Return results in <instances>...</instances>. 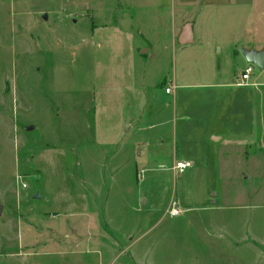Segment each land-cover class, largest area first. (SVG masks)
<instances>
[{
    "label": "rangeland",
    "instance_id": "rangeland-1",
    "mask_svg": "<svg viewBox=\"0 0 264 264\" xmlns=\"http://www.w3.org/2000/svg\"><path fill=\"white\" fill-rule=\"evenodd\" d=\"M171 3L0 0V264H264V68L223 48L258 9L180 56Z\"/></svg>",
    "mask_w": 264,
    "mask_h": 264
},
{
    "label": "crops",
    "instance_id": "crops-1",
    "mask_svg": "<svg viewBox=\"0 0 264 264\" xmlns=\"http://www.w3.org/2000/svg\"><path fill=\"white\" fill-rule=\"evenodd\" d=\"M241 2L246 5L247 9L249 7L250 11L252 9H254V10L258 9V13L255 16V23H259V22H261V20L264 19V0H245V1L244 0H172V3L169 7L171 18H170V22H169L170 32H169L168 40L173 45L174 50H175L176 45H178L179 47H181L178 55L183 56L185 54V52L187 51V50H185V47H191L192 48V47H199L200 46L202 48V51L205 54L213 57V54H214L213 48L217 44H219L220 42L218 41L217 37L215 36L216 34L213 32V30L211 29L213 33L211 32V30H209V27L213 26L214 22L208 23L207 18L204 16V12H210V11L217 10V9L225 10V11H232L233 9L242 10V7L244 5ZM257 2H258L257 5H259V7H257V5H256ZM260 6H262V10H261ZM255 23H251V25L248 26V23H246V25H244L243 22L241 21L240 25L238 27L239 29L237 28V30H239V31H237V32L231 31V36H229L228 43H226L225 46H223L224 53L226 55H228L230 57L234 54V48H235L234 44H241L244 48L255 49L254 46L247 45L250 43V40H251L250 39L251 29H253V31H255V28L253 26ZM247 27H248V29H247ZM186 29H187V32L189 33L190 41L186 44H182V43H180V39L182 38V36L186 32ZM240 33H241V35H240ZM235 34H236V38L234 39L233 42H231V39ZM238 35H240L239 38H237ZM207 37H210V38H207ZM157 39H158V35L156 36V40ZM209 45L212 46V50H210L208 48ZM223 48L221 45L219 50L221 51ZM141 49H142V47H137L136 50L142 54H145L149 51V47L142 50V51H141ZM174 50H173V52H174ZM175 52H176V50H175ZM128 53H130V52H128ZM240 57L243 61V65L245 68L246 63L244 62L241 54H240ZM211 68H212L211 74L213 76L225 74V70L223 67H221L222 68L221 73H220L219 67L212 65ZM244 68L241 69L240 79H241V74H242ZM209 73H210V70H209ZM230 84L232 85V83H230ZM173 85H171V86H173ZM175 87H176V85H174L173 90L175 89ZM173 90H172V92H173ZM172 92L166 93V91L164 89V93H166V94H171ZM201 122H202V120L200 121V123ZM135 123L137 124V121H132L131 117H130V119H127L124 122V124L122 125L123 127L121 128V130L119 132V136H120V134L125 132L124 130L126 128L128 129V130L126 129L128 132L130 130L131 126H133ZM216 124H218V123H215V122L211 123L210 122V127H209L207 134H206V136H208V139L212 142H219L223 138V135H221L218 132L219 127ZM143 129H144V127H136V130H143ZM137 143L138 142L133 143V146H132L133 149L136 148ZM138 153L140 155L141 150H138ZM177 161H187L191 164V162L189 160L179 159Z\"/></svg>",
    "mask_w": 264,
    "mask_h": 264
},
{
    "label": "water",
    "instance_id": "water-1",
    "mask_svg": "<svg viewBox=\"0 0 264 264\" xmlns=\"http://www.w3.org/2000/svg\"><path fill=\"white\" fill-rule=\"evenodd\" d=\"M189 37H190L189 33L187 32V29H186V32L184 33V35L180 39V43H182V44L188 43L190 41ZM240 54H241V56L244 59V62L246 64L255 65L260 69L264 68V48L262 50H258V51L254 50V49L241 48ZM31 128H32V126H28L27 130L31 129ZM33 197L38 198L39 194L36 193ZM1 210H2V205L0 204V213H1Z\"/></svg>",
    "mask_w": 264,
    "mask_h": 264
},
{
    "label": "built area",
    "instance_id": "built-area-1",
    "mask_svg": "<svg viewBox=\"0 0 264 264\" xmlns=\"http://www.w3.org/2000/svg\"><path fill=\"white\" fill-rule=\"evenodd\" d=\"M251 71H252V64H246V65H245V68H244V70H243V72H242V74H241V80H242V81H248L249 78H250V73H251ZM173 87H174V85H173V86H167V87L165 88L166 93H170V92H172ZM189 165H190V163L187 162V161H177V162H175V163L173 164L172 167H173L174 170H177L178 172H182V171H183L184 169H186ZM178 213H179V211H178V208H177V207H171V208L168 210V214H169L170 216H176V215H178Z\"/></svg>",
    "mask_w": 264,
    "mask_h": 264
}]
</instances>
